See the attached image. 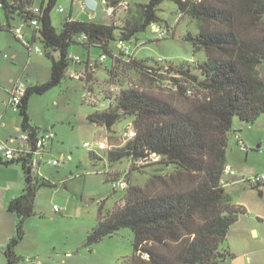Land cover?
Segmentation results:
<instances>
[{
	"label": "trees",
	"instance_id": "16d2710c",
	"mask_svg": "<svg viewBox=\"0 0 264 264\" xmlns=\"http://www.w3.org/2000/svg\"><path fill=\"white\" fill-rule=\"evenodd\" d=\"M98 1L111 11L110 19L119 11L123 13L118 27L112 22L101 25L67 16L56 30L50 13L57 0H41L38 7L35 0H0V13L5 19L0 29L14 34L12 20L17 18L29 27L35 20L37 39L51 62L50 79L28 86L16 108L31 153L18 160L0 161V165L20 164L24 182L22 193L7 208L16 214L18 222L15 235L2 249L6 262L19 264L15 247L23 238L25 220L34 214L36 193L41 187L54 186L32 171V152L45 132L31 124L29 99L45 94L68 77L74 63L69 47L81 44L88 51L95 48L103 56L109 54L112 64L107 71V86L117 88L110 95L111 103L102 110L95 109L88 118L110 131L119 120L133 117L129 124L134 132L131 139L119 148L92 151V157H104L108 164L128 159L132 162L129 174L149 165L137 166L135 162L154 155L158 160L153 163L162 166L165 173L150 174L143 187H127L122 202L111 212L103 214L100 206L88 243L129 228L133 232L131 264H221L230 254L220 251L219 246L245 213L232 203L222 184L229 137L235 135L233 119L249 125L264 115V79L258 71L264 64V0H172L180 16L188 15L200 23L198 34L186 37L193 52L203 51L206 58L193 67L156 61L148 65L120 48L118 54L110 51L111 42H131L148 27L165 28V35H171L168 27L158 25V6L167 0H146L132 7L125 0ZM76 35L85 36V40L76 42ZM122 71L131 72L137 80L119 81ZM82 74L84 78L79 80L92 92L89 73ZM162 89L170 94L165 96ZM110 175L109 180L115 182Z\"/></svg>",
	"mask_w": 264,
	"mask_h": 264
},
{
	"label": "rangeland",
	"instance_id": "374dc122",
	"mask_svg": "<svg viewBox=\"0 0 264 264\" xmlns=\"http://www.w3.org/2000/svg\"><path fill=\"white\" fill-rule=\"evenodd\" d=\"M82 1L85 11H82L80 4L74 3L73 0H57L50 13L56 30H60L65 18L70 14L82 21H91L93 18L97 24L112 22L119 26L123 17L122 12L119 11L110 19L107 7L100 1ZM125 1L132 7L134 3L146 0ZM40 2L41 0H35V5L38 7ZM58 8H62L64 12L59 13ZM93 12H95L93 17L86 15ZM157 16L160 19L158 25L168 27L171 35H160L159 30L156 32L152 27H148L137 34L131 42L126 43L129 47L128 54L144 60L148 65H153L155 61L161 59L163 63L177 66L187 64L193 67L206 59L203 51L194 53L190 41L186 39L188 34L193 36L198 34L199 21L191 19L188 15L180 16L177 4L172 0L159 4ZM262 19L264 21V16ZM21 24L17 18L11 22L12 27L15 28ZM0 25H5L1 13ZM31 31L32 27L25 26L22 33L25 36ZM81 38V35H76L74 40L79 42ZM31 45L41 50V56L30 54L11 31L6 28L0 29V64L6 69H14V77H21L15 79V82L21 80L25 84L30 79L32 83H45L50 79L51 62L44 55L40 42H33ZM109 47L112 53L118 54L117 43L111 42ZM14 54L15 58H12ZM69 54L78 57L82 63L71 64L68 76L75 71L89 73L95 108L84 100L87 95L86 85L83 80L77 78L66 77L60 85L45 94H35L30 97L27 113L31 123L38 125L40 130L54 135L43 157L44 162L40 165V177L48 179L54 186L41 187L37 191L34 199V214L23 224V238L16 245L15 254L20 257L19 264H131L133 232L129 228H121L116 234L104 237L97 243L90 244L87 241L90 229L97 224L99 207L102 206L103 214H107L115 205L122 202L125 194L126 189H114V182L109 180V175L113 174L110 175V179L125 181L128 187L132 185L143 187L148 182L150 174L165 173L161 171L162 166L150 162L143 169L133 170L128 174L127 170L132 165L128 159L108 164L104 157L93 158L92 152L83 147L86 142L93 146L101 141L107 146L105 150L119 148L125 142L124 131L133 121V117L119 120L110 130L112 132L104 125L91 121L88 116L95 109L105 108V97L116 91V87L107 86V71L112 60L109 54H105V60L100 63L98 57L102 51L93 48L88 53L81 44L70 45ZM87 59L90 62H87L86 66ZM258 71L263 76L264 64L258 67ZM122 72L119 81L124 79L125 83H129L130 80H137L136 75L131 72ZM0 86V100L3 99L6 104L9 97L5 88L9 85L4 86L5 88ZM144 88L159 93L157 89L149 88L148 85H144ZM163 92L165 96L170 94L168 89ZM6 108L7 104L0 103V123ZM7 112L9 117L3 118L2 121L9 127L19 125L21 128L22 117L18 109L9 107ZM260 124H263L262 130L258 129ZM248 128L253 129L252 133ZM232 131L238 133L245 149L239 143H235L234 137L230 136L227 154L240 163H244L247 156L251 158L258 154L263 160L264 167V115L249 125L234 117ZM11 134L15 139H19L24 133L22 130L19 132L12 130ZM62 155L64 159H61ZM47 160H58L60 165L58 167L47 165ZM0 168L1 239L5 235L13 237L18 222L16 214L7 209L9 201L6 202L8 198L4 190L9 187L18 190L20 194L24 182L20 164L0 165ZM224 191L233 204L239 201L249 204L252 201L253 191L248 185L240 182H230ZM54 205L59 208L58 212L53 210ZM258 217L264 220V215ZM225 246L226 243L222 241L219 250L225 251ZM142 259L146 260V258ZM0 263L7 264L1 250Z\"/></svg>",
	"mask_w": 264,
	"mask_h": 264
},
{
	"label": "crops",
	"instance_id": "0c3cea01",
	"mask_svg": "<svg viewBox=\"0 0 264 264\" xmlns=\"http://www.w3.org/2000/svg\"><path fill=\"white\" fill-rule=\"evenodd\" d=\"M73 2L74 3L76 2L79 4L78 0H73ZM81 2L83 1L81 0ZM80 8L82 11H85V7L82 9V6H81ZM86 15L88 17H93L95 16V12L86 14ZM69 17L72 20L82 21L78 19L77 17L73 16L72 14H70ZM93 21L94 19L92 18L91 22ZM24 40L28 42L29 45H31V43L33 42H39L37 39V34L35 33V29L33 27H32L31 32H28L25 34ZM25 48L28 50L30 54L35 53L32 50H29L27 47ZM35 54H37L38 56H41L38 53H35ZM12 58H15V54L12 55ZM80 62L82 61L79 59V62H74L73 64L78 65L80 64ZM86 62H90L89 59H87ZM94 66L96 65L94 64ZM14 72H15L14 69H11V68L10 70L6 69L5 66L3 67L0 64V85H2L3 88H5L4 86L9 85V87L5 88V92L8 94V97H9L6 103L7 108L11 107L9 102H10L11 93L13 91L15 84L17 82H21V80H18L17 82H15V79L17 78L19 79L21 77H14L13 76ZM77 74H82V73H77ZM68 77L72 78L70 74ZM35 84H40V83H32V80L30 79L25 83L27 87L31 85H35ZM0 103L6 105L3 99L0 100ZM7 108L3 112V115L1 116L2 119L9 117ZM2 119L0 123V139L7 142L11 148H14V149L19 148L20 138L15 139L12 136L11 132L12 130H14L15 132H19L21 130L20 126L15 125L13 126V128L9 127L2 121ZM32 125L39 128V126L36 125L35 123H33ZM258 129L262 130L263 124H260ZM248 130L252 133L253 129L248 128ZM235 134L238 136V133H236V131H235ZM231 136L234 137L235 143L238 144L235 135H231ZM51 141H49L46 144L43 150V153L40 158L41 163L44 162L43 157L46 155L48 151V145L50 144ZM11 145H15V146L12 147ZM231 152H232V149H231ZM61 159H64V155L61 156ZM0 161L5 162L3 159H1ZM226 163H227V167H229L233 171V175L224 174L223 182H222L224 189L230 182H233V183L240 182L242 184L247 185L245 183V180L247 178L251 176L263 174L264 172L263 160L261 157H258V154L252 156L251 158L247 156V158L244 160V163L242 162L240 163L232 159L231 156L226 153ZM40 165L37 168V172L39 176H41L40 175ZM249 188L251 189V191H253V196L251 198L252 201L249 204H245L242 201H239L237 204H234L236 206L242 207L245 210V213L239 216L238 221L230 228L229 232L227 233L226 237L223 240L226 243V246L224 249L226 252L230 254V257L226 258L221 264H264V226H262L264 225V220L261 217H258L260 215H264V187L252 188L249 186ZM12 189L13 188L6 187L4 190V194L7 196L6 198H8L6 199V202L7 200L10 202L12 199L18 197L22 193L21 191L19 194L18 190H12ZM16 194H19V195H16ZM257 220H259L260 222H258ZM11 236L5 235L4 237L0 239L1 253H2V249L5 247V245L7 244V241L11 238ZM3 257L5 256L3 255Z\"/></svg>",
	"mask_w": 264,
	"mask_h": 264
},
{
	"label": "built area",
	"instance_id": "2783aa9c",
	"mask_svg": "<svg viewBox=\"0 0 264 264\" xmlns=\"http://www.w3.org/2000/svg\"><path fill=\"white\" fill-rule=\"evenodd\" d=\"M201 0H196V2H200ZM79 4L82 6V9L84 8L83 3L81 2V0H78ZM125 5V4H124ZM36 11V9H35ZM59 13H63L64 10L62 8H58L57 10ZM109 16L111 14V11H108ZM31 27H33L34 29L38 28V24L35 20L31 21L30 23ZM25 28V25L22 23L19 27H16L14 29V36L17 40H19L25 47H27L29 50H32L35 53H38L41 55V50L35 46L32 47L31 45H29L28 42H26L24 40V36H23V29ZM153 31H158L160 35H165L167 33V30L165 28H157L156 26H152ZM85 40V36H82L81 41ZM119 48L123 51V53L128 54L129 53V47L126 44H119ZM69 58L73 61V62H79V58L73 55H69ZM105 56L101 55L99 56V62H103L105 60ZM157 62H162L161 59H159ZM70 76L72 78H84L83 74H77L75 72L70 73ZM27 86L23 83V82H17L13 88V91L11 93V97H10V102L9 104L11 105V107H13L14 109L17 108V106L20 104L22 97L25 94ZM117 91V88H116ZM115 91V92H116ZM113 92V93H115ZM112 93V94H113ZM111 95V94H110ZM111 96H109L108 99H104L106 102V105H108L109 103H111ZM85 101L93 104V102H95V98L93 97L92 92L87 91V95L84 99ZM127 131L125 132V141L128 139H131L134 136V132L133 130L128 126ZM54 135L52 133L49 132H45L43 134H41L38 138V140L36 141V147L35 150L32 152V158H31V167H32V171L36 174H38L37 172V168L38 166L41 164V155L43 153V150L46 146V144L51 141L53 139ZM236 140L239 143V145L241 147H244L243 143L241 142V139L235 134ZM19 148L14 149L11 148L7 142L3 141L0 139V160L3 159L5 162H9V161H13V160H18L19 158H21V156H24L27 152L31 153V147L29 146L28 143V136L26 133H24L20 139H19ZM83 147L88 149L89 151H101V150H105L107 149V146H105V144L101 141L95 143L93 146H91L90 143L86 142L83 144ZM158 158L154 155L149 156L145 159H140L139 161L135 162V164L137 166H141V165H145L148 164L150 162H155L157 161ZM47 165L50 166H54V167H58L60 165V162L58 160H47L46 161ZM224 174H228V175H233V171L229 168V167H225L224 169ZM39 175V174H38ZM245 183L248 186H258V187H264V173L260 174V175H255V176H251L249 178H247L245 180ZM127 183L125 181H121V180H116L114 182V189H122L125 190L127 189ZM53 210L55 212L59 211V208L57 206H53ZM143 258H146L145 256Z\"/></svg>",
	"mask_w": 264,
	"mask_h": 264
},
{
	"label": "water",
	"instance_id": "95a60500",
	"mask_svg": "<svg viewBox=\"0 0 264 264\" xmlns=\"http://www.w3.org/2000/svg\"><path fill=\"white\" fill-rule=\"evenodd\" d=\"M100 125V124H99Z\"/></svg>",
	"mask_w": 264,
	"mask_h": 264
}]
</instances>
